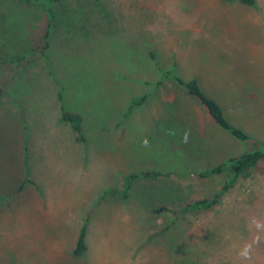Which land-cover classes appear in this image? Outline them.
<instances>
[{
	"label": "rangeland",
	"instance_id": "rangeland-1",
	"mask_svg": "<svg viewBox=\"0 0 264 264\" xmlns=\"http://www.w3.org/2000/svg\"><path fill=\"white\" fill-rule=\"evenodd\" d=\"M100 1L105 12L65 0L78 11L51 39L48 62L0 67V264H264V230L248 260L237 255L257 234L251 219L264 223V160L210 209L153 210L212 194L229 171L197 174L248 145L183 87L159 82L149 55L198 78L228 119L264 139V0ZM44 24L40 5L0 0V60L41 44ZM58 83L65 107L83 115L86 148L59 119ZM24 162L31 182L16 192ZM144 169L188 175L138 178L126 198H101ZM84 222L87 248L75 256Z\"/></svg>",
	"mask_w": 264,
	"mask_h": 264
},
{
	"label": "trees",
	"instance_id": "trees-1",
	"mask_svg": "<svg viewBox=\"0 0 264 264\" xmlns=\"http://www.w3.org/2000/svg\"><path fill=\"white\" fill-rule=\"evenodd\" d=\"M24 4L29 5H40L44 14L45 24L43 40L41 44L32 46L28 49L21 51L18 54H13L6 56L0 60V67L4 69H12L19 65H26L29 62L35 60L36 58H41L48 62L46 55V49L48 48L51 39L56 32L62 31L66 33L65 26L71 27L72 22L68 20L72 17V12L76 9L71 8L65 0H14ZM99 4V11H104L105 8L100 6L102 2L96 0ZM247 6H253L254 0H237ZM78 11V10H76ZM80 14V13H79ZM104 14V13H103ZM76 15V14H74ZM78 16V15H77ZM67 24V25H66ZM74 32V30L72 29ZM150 59L156 66L159 74L160 81L163 80H173L178 86L183 87L188 94L195 98L199 104H201L205 110L208 112L209 116L215 123L217 127L226 131L232 137L240 142L248 145V148L242 153L236 155L228 156L223 159L222 162L206 168L197 174V177L202 180H211L213 176H220L225 171H229V175L221 181L220 187L208 196L194 198L187 200L182 205L172 206L170 204H159L154 207L155 212H168L172 214H179L181 212H187L197 209H210L215 204L218 203L221 196L232 189L237 180L240 178L247 177L248 173L253 170L262 160H264V139H256L244 131L239 125L234 124L226 116L221 104L216 101L215 98L210 96L201 86L198 78H183L175 74L171 69H166L159 65L155 59V54L152 50H149ZM6 83L3 79L0 80V100L4 96ZM57 99L59 102V119L62 122L67 123L70 128L74 131L79 141L84 148L87 146V137L83 129V115L80 112L69 110L64 105V87L61 84H57ZM147 93L140 94L131 97L128 107L123 113L120 121L125 120L131 113L134 107L140 106L146 100ZM25 177L22 183L16 188V192L20 191L31 179L28 176V166L24 162ZM170 174L188 175L186 172L176 173L175 171L161 172L153 169H144L131 171L122 176L121 187L120 188H110L105 190L101 198L106 194L116 193L122 198H126L132 183L138 178H155L168 176ZM92 213L89 211L88 217ZM87 222H84L79 230V235L72 251L73 255L81 256L86 248L87 244L85 241Z\"/></svg>",
	"mask_w": 264,
	"mask_h": 264
},
{
	"label": "clouds",
	"instance_id": "clouds-1",
	"mask_svg": "<svg viewBox=\"0 0 264 264\" xmlns=\"http://www.w3.org/2000/svg\"><path fill=\"white\" fill-rule=\"evenodd\" d=\"M187 135V133H185L184 135L185 142H187ZM251 224L255 227V229H257V234L254 236L251 243H245L243 247L238 251L237 255L241 260H248L250 258L253 244L259 243L261 240L259 231L264 230V223H261L254 217L251 219Z\"/></svg>",
	"mask_w": 264,
	"mask_h": 264
}]
</instances>
